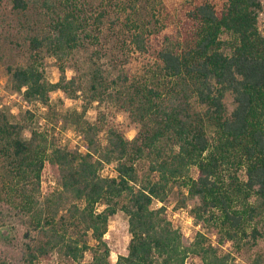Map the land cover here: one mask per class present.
Wrapping results in <instances>:
<instances>
[{
	"label": "trees",
	"instance_id": "obj_1",
	"mask_svg": "<svg viewBox=\"0 0 264 264\" xmlns=\"http://www.w3.org/2000/svg\"><path fill=\"white\" fill-rule=\"evenodd\" d=\"M3 1L19 17L6 23L17 33L7 32L14 35V46L27 52L6 64L10 90L42 106L50 105L56 90H80L81 83L64 72V61L89 35L78 0H39L51 21L24 37L26 13L36 0ZM261 10L260 0H203L188 12L182 39L160 50L161 64L144 81L127 84L126 73L108 80L99 68L91 71L88 90H107L111 83L114 90H124L130 128L137 130L132 139L104 121L86 122L81 152L31 126L33 110H24L18 120L0 110V192L35 233L22 264H35L50 253L76 264H186L189 255L198 256L201 264H232L235 254L257 245L264 236ZM131 40L145 51L142 32ZM10 51L0 47V62L16 55ZM43 53L58 63L56 81L44 74ZM228 94L234 104L230 112L224 101ZM138 160L147 163L143 179L137 175ZM109 163L115 164V175L104 176ZM46 165L55 185L42 195ZM173 190L174 210L186 209L194 225L212 230L214 242L200 230L189 241L172 225L163 203ZM154 201L162 204L154 207ZM118 209L128 217L130 240L126 253L112 262L104 235ZM85 252L91 254L89 261H83ZM261 263L264 252L251 262ZM0 264L14 263L0 256Z\"/></svg>",
	"mask_w": 264,
	"mask_h": 264
},
{
	"label": "rangeland",
	"instance_id": "obj_2",
	"mask_svg": "<svg viewBox=\"0 0 264 264\" xmlns=\"http://www.w3.org/2000/svg\"><path fill=\"white\" fill-rule=\"evenodd\" d=\"M202 1L78 0L79 8L86 19L85 26L89 35H83L81 45L64 61V72L68 79L74 78L77 84L81 83L82 88L75 93L71 90L68 93L56 90L51 94L49 106L31 104V110L36 114L35 123L31 126L55 136L60 146L75 148L81 152L85 151L82 130L86 122L104 121L108 125L117 127L128 139H132L137 134V130L130 128L133 122L129 111L125 109L124 90H114L113 83H111L107 90L93 92L87 89L86 78L90 76L91 71L99 68L108 80L115 79L123 72L127 74V84L131 79L144 81L150 76V70L161 64L160 50L182 39L184 20L187 19L188 12ZM208 1L219 2L220 0ZM260 1L262 10L259 13L258 26L264 35V0ZM38 2L39 0H36L30 4V9L26 13L29 21L26 30L22 33L23 37L48 28L51 16L44 13ZM99 13L102 15L100 23L96 19ZM18 18V15L9 9L6 1H0V47L9 48L10 52L16 54L15 57L5 56L0 62V103L4 104L8 101V105H2L0 110L7 113L12 120H18L23 110L21 113L10 111L20 109V104L17 96H9L14 92L8 85L6 64L17 61L18 53L26 54L27 52L26 47L14 46V35L9 34L7 30L15 34L17 30L7 26L6 23L8 21L16 23ZM138 31L142 32L146 39V49L143 52L139 51L131 40L132 35ZM42 67L48 80L56 81L59 78L58 63L47 53L42 54ZM224 101L230 112L234 105L232 96L228 94ZM75 120L77 123H74ZM23 136H28L27 129L24 130ZM101 137L103 139L104 134ZM135 166L138 178H145L148 174L146 161L138 160ZM114 167V163L106 164L102 174L104 176L115 175ZM53 180L54 177L46 165L41 179L44 194L53 189L54 186L51 185ZM175 201L176 191L173 190L163 204L167 208L168 219L173 226L179 228L184 238L190 241L196 232L201 230L214 242L215 236L211 229L195 226L189 220L188 212L182 213L174 210ZM161 204L154 201L152 206L158 207ZM102 207L103 203L97 205V209ZM127 218L126 213L121 209L109 218L104 237L111 248L112 262L116 260L119 253L124 254L127 251L130 240ZM34 234L33 230H29L23 224L12 204L7 202L0 192V256L14 264H22L23 251ZM87 238L91 245L95 243L89 235ZM219 252H224V248L220 247ZM259 252H264V236L258 239L257 245L243 248L235 254L232 264H251ZM55 255V253H50L40 258L35 264H56V261L59 264H76L69 258ZM90 259V252H85L83 261ZM186 264H201V261L198 256L189 255Z\"/></svg>",
	"mask_w": 264,
	"mask_h": 264
},
{
	"label": "built area",
	"instance_id": "obj_3",
	"mask_svg": "<svg viewBox=\"0 0 264 264\" xmlns=\"http://www.w3.org/2000/svg\"><path fill=\"white\" fill-rule=\"evenodd\" d=\"M10 97H14V96H17L18 97V101H19V104H20V109H17L16 111L14 110H10L12 113H17L19 111H24L26 109H31V103H28L26 100H23L21 98V95L17 92H14L13 94L9 95ZM2 105H8V101L7 102H4V104L0 103V108H2ZM51 185H55V181H51ZM45 192H43L42 190V195H44ZM178 212H182V213H187V210L186 209H179ZM189 220L192 221V217L189 215ZM192 224H193V221H192ZM196 226V225H195ZM197 227H201V226H197ZM201 231V230H200ZM56 256V255H55ZM48 264V263H47ZM56 264H59L57 261H56ZM61 264V263H60ZM245 264H249V263H245Z\"/></svg>",
	"mask_w": 264,
	"mask_h": 264
}]
</instances>
